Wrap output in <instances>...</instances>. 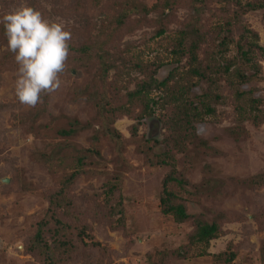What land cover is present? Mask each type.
Returning a JSON list of instances; mask_svg holds the SVG:
<instances>
[{
  "label": "rangeland",
  "instance_id": "1",
  "mask_svg": "<svg viewBox=\"0 0 264 264\" xmlns=\"http://www.w3.org/2000/svg\"><path fill=\"white\" fill-rule=\"evenodd\" d=\"M30 1L0 0V17H22ZM111 1L102 0L100 8L94 1L91 6L85 3V14L98 21L105 17L104 4ZM217 1H208L199 10L202 21L219 25L212 15L223 5ZM40 2L49 11L77 3ZM191 13L187 6L180 7L160 37L155 36L156 27L147 24L121 37L130 56L153 64L156 80L166 82L150 93L156 104L139 120L98 117L81 89L90 80L85 70H68L53 81L49 94L40 96L39 80L44 82L42 76L52 64L44 63L40 48L28 51L18 68H0V264H44L40 255L26 253L25 245L40 223L54 218L77 231L85 229V240L91 236L104 248L108 256L104 264H215V255L226 249L234 253L231 264H264V123L253 122L264 116V62L258 59L261 74L244 85L230 75L236 66L226 75H213L216 66L210 76L222 79L206 95L207 86L191 74L195 66H189L185 58L177 63L172 53L179 38L176 21H185ZM62 15L44 20L40 28L83 25L76 15ZM244 21L258 33L257 43L264 47V9L248 13ZM227 49L223 60L234 59L235 44ZM6 51L0 43V63ZM199 58L204 60L202 54ZM207 60L212 63L211 58ZM251 74L249 70L247 75ZM131 78L142 77L132 71ZM176 97L179 100L172 105L164 104ZM192 100L201 114L192 118L194 137L171 147L165 141L164 114ZM208 108L214 112L206 113ZM133 126L137 128L134 135ZM62 131L72 134L62 136ZM110 132H115L116 140ZM172 169L187 184H167L175 204L184 205L192 216L183 224L161 212L163 183ZM71 175L75 177L66 190L71 206L60 207L52 218L48 195L59 191L60 183ZM254 180L258 186H252ZM112 184L117 186L107 193ZM222 213L236 220L222 225V236L209 247L188 244L196 219L210 222ZM178 249L185 258H175L173 251Z\"/></svg>",
  "mask_w": 264,
  "mask_h": 264
},
{
  "label": "trees",
  "instance_id": "2",
  "mask_svg": "<svg viewBox=\"0 0 264 264\" xmlns=\"http://www.w3.org/2000/svg\"><path fill=\"white\" fill-rule=\"evenodd\" d=\"M92 1L101 7L102 0H76V5L73 3L71 7H55L49 11L40 0H32L22 17L13 18L3 14L0 17V43L7 51L0 63L1 70L10 71L20 67L28 51L33 52L40 48L44 51L42 54L44 63H52L42 76L44 82L38 79L40 96L49 94L53 81L68 70H85L90 75V80L81 89L86 93L87 102L92 104L93 112L98 117L102 119L110 117L113 121L122 117L139 120L150 112V106L156 104L150 99V93L164 87L166 82L156 80L157 67L153 64L135 61L129 54V48L123 46L121 37L136 30L140 24L156 27L155 36L160 37L169 30L174 12L180 7L187 6L192 13L185 21H176L180 25L177 32L179 38L172 53L177 63L185 58L189 66H195L191 69V74L198 76L207 86L206 95L211 94V87L222 79L221 77L213 79L210 76L216 66L213 75H226L236 66L230 75H234L239 85H244L251 78L261 74L259 60L264 62V47L257 43L258 33L244 21V16L264 9V0L217 1L223 5L214 9L212 15L219 19V25H213L209 20L202 21L198 15L199 10L208 1L213 0H122L114 3L112 0L104 4L105 17L98 21L95 16L87 17L85 14L84 4L91 6ZM150 14H156L158 18H149ZM54 15H62L65 18L76 15L83 25L59 27L47 24L43 29L40 28L44 20L47 21L46 19H51ZM189 37L192 39L189 40ZM229 44H235L237 56L231 60H223ZM199 54H202L204 60L211 58L212 63L207 59L205 61L200 59ZM218 61L225 63L220 65ZM249 70L252 71L250 76L247 75ZM132 71L139 73L142 78H131ZM130 84L134 85L132 90L128 89ZM243 95V92H240L238 97L242 98ZM176 100L179 98H170L164 104L172 105ZM193 103L192 100L188 104L178 105L164 114L165 118H170L169 122H165L164 118L163 123L168 131L166 138L168 141H165L171 147L194 137L193 119L201 114ZM201 105L203 106V103ZM205 112L211 114L214 110L208 108ZM255 118H258L253 121L256 125L264 123L263 115ZM132 130V134H136V126H133ZM114 133L110 132L108 135L116 140ZM71 134L72 131L61 132L62 136ZM176 174L180 173L172 169L166 176L160 206L162 214L172 215L176 223L183 224L192 216L188 214L184 205L175 204V194L167 189L168 182H175L180 187L187 186L185 181L176 177ZM74 177L71 175L70 178H66L60 183L62 188L59 191L48 195V212L52 218L59 213L60 207L71 206L66 190ZM258 185L257 181L252 182L253 187ZM115 186L117 184H112L107 193L114 191ZM219 216L210 222L196 219L194 229L188 236V244L201 243L209 247L212 240L225 233L222 229L223 224L236 221L235 216L231 217L226 213ZM85 237V229L77 231L70 224H64L60 219L54 218L37 226L35 233L25 245V251L28 254L40 255L44 264H66L69 261L104 264L108 257H105L104 248L95 242L93 237L89 236L88 240H85ZM173 254L177 259L185 258L182 249L173 251ZM262 256L264 257L263 254ZM233 260L234 253L227 249L215 255V264H231Z\"/></svg>",
  "mask_w": 264,
  "mask_h": 264
},
{
  "label": "water",
  "instance_id": "3",
  "mask_svg": "<svg viewBox=\"0 0 264 264\" xmlns=\"http://www.w3.org/2000/svg\"><path fill=\"white\" fill-rule=\"evenodd\" d=\"M5 183H7V182H5Z\"/></svg>",
  "mask_w": 264,
  "mask_h": 264
}]
</instances>
